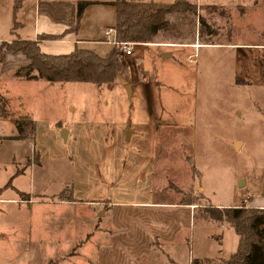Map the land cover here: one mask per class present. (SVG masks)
I'll use <instances>...</instances> for the list:
<instances>
[{
    "label": "rangeland",
    "instance_id": "rangeland-1",
    "mask_svg": "<svg viewBox=\"0 0 264 264\" xmlns=\"http://www.w3.org/2000/svg\"><path fill=\"white\" fill-rule=\"evenodd\" d=\"M11 2L6 1L4 7L5 38H14L10 31L18 33L11 28L15 12ZM187 2L195 3V14L188 7L167 14L172 27L149 41L180 44L174 56L160 60L159 51L170 47L135 42L132 58L119 53V66L111 83L53 82L46 87L39 81L29 86L18 83L7 87L5 95L1 90L0 101L6 111H26L25 105L31 111L35 151L43 161L38 177L53 178L57 182L53 187H60L66 175L61 168L56 171L51 162L71 156L75 190H81L83 177L91 175L93 159L100 160L111 177V185L101 183L102 195L111 186L113 195L116 192L117 198L125 199L148 185L150 191H156V181L163 180L166 188H173L176 199L194 201L197 207L193 237L188 238V249L185 245L179 255L185 260L189 250L195 257L207 253L228 258L235 251L237 236L228 223L207 217L205 211L263 199L264 0ZM98 7L87 5L86 14L102 9L109 15V8ZM110 13L114 16L113 8ZM198 16L211 30L210 35H205L206 29L198 24ZM28 31L27 26L21 35ZM106 38L110 40L111 33L100 40ZM196 42L212 46L196 49L189 61L187 57L194 50L187 44ZM225 43L237 45L221 46ZM87 48L100 56L109 51V46L101 44ZM136 59L143 69L139 76L134 75L135 69L131 72ZM129 83L137 89V95L129 96L124 90ZM20 94L24 97L19 106L7 99ZM63 127L64 131L70 129L67 138L61 137ZM153 140L154 155L159 158L154 169L157 175L139 169L142 165L130 164L131 158L142 161L151 155ZM27 146H19L25 150L24 155H28ZM8 154L16 155L17 151L14 144L5 142L0 146V167H12L6 161ZM52 183L37 181L35 188ZM156 196L154 193L151 198ZM0 209L9 219L16 217L13 207ZM19 238L21 235L0 239V264H35L27 241L13 243Z\"/></svg>",
    "mask_w": 264,
    "mask_h": 264
},
{
    "label": "crops",
    "instance_id": "crops-1",
    "mask_svg": "<svg viewBox=\"0 0 264 264\" xmlns=\"http://www.w3.org/2000/svg\"><path fill=\"white\" fill-rule=\"evenodd\" d=\"M6 1L8 3L10 0H0V44L16 39L33 41L37 43L41 53L49 55L67 54L75 47L92 50L87 48L92 44L107 45L109 49L113 45L112 31L110 40L100 39H103V35H108L105 34L107 30H112L115 11L113 16L110 10L112 8L114 10L111 2L115 0H12L11 3L14 4L12 8H15V12L12 13L11 28L18 29V33L10 31L14 38L3 36L6 26L4 15ZM82 1L87 2L88 6L109 8V15L102 9L86 14L88 10L86 5L76 22V5ZM126 1L170 3L172 0ZM27 26L29 31L22 36L21 32ZM229 43L221 46L237 45ZM151 44H157L153 46L158 48L170 47L159 51L160 60L174 56L173 51L180 45L166 41L146 43V45ZM195 44L199 45L196 49L201 46H212L198 42ZM187 45L191 47L193 43ZM163 53L168 55L162 57ZM260 58L259 56V60ZM28 63L29 61L21 53L5 54L4 52L0 62V84H2L0 91H3V95L7 92V87L18 83L29 86L39 81L45 87L48 86L46 83L52 85L51 82L42 79H25L14 75L17 69ZM135 67L131 70L132 72L135 69V76L143 73L137 59ZM125 86L129 88V96L137 95V89L131 83L124 85V90ZM23 97L20 94L15 99L14 97L7 99L14 102L13 106H19ZM3 109V113L0 109V146L5 142L12 143L16 147L17 154L6 155V161L12 167L7 169L6 166L0 167V207H13L16 217L9 219L0 209V239L10 240L9 237L21 235V238L13 243L27 241L31 248L29 253L33 256L35 264H223L228 259L210 257L207 253H199L195 257L189 250L185 260L179 255V252L183 254L185 245L188 249V238L193 237L197 207L194 201L184 202L176 199L177 195L173 188H166L163 180L156 181V191H150L147 184L148 186L143 190L133 189L131 195L125 199L117 198L116 192L113 195L111 186L106 188L105 194L102 195L101 183L104 182L105 187L111 185V177L107 175V168L105 166V169L103 168L100 160L93 159L90 162L93 165L91 175L83 177L85 182L81 190H75L74 159L67 156L51 162L56 171L61 168L62 174L66 175L60 187L54 188L53 185L57 182H54L53 178L38 177V170L42 169L43 161L35 151L32 138L35 122L29 117L31 111L26 105L24 110L27 112L6 111L5 103ZM21 118L27 119L25 121H30L33 125L32 134L24 138L18 137L17 127L14 124L16 119ZM60 129L65 130L64 127ZM69 134L70 129L67 127L64 137L67 138ZM151 142V155L142 161L131 158L130 164L142 165L139 169L145 170L149 175H157L154 169L159 158L154 155L153 150L156 142L155 140ZM22 143L28 145V155L23 154L25 150L21 151V147L19 149ZM56 164H60L59 167H56ZM155 175L152 178H155ZM37 181L53 183L50 187L42 185L43 187L36 189ZM154 193H157V196L151 198ZM245 205L264 209V196L255 204L245 203Z\"/></svg>",
    "mask_w": 264,
    "mask_h": 264
},
{
    "label": "trees",
    "instance_id": "trees-1",
    "mask_svg": "<svg viewBox=\"0 0 264 264\" xmlns=\"http://www.w3.org/2000/svg\"><path fill=\"white\" fill-rule=\"evenodd\" d=\"M87 4L85 1L77 3L76 22ZM111 4L115 11L112 27L114 42H149L156 33L172 27L170 21L166 19L167 14L182 12L185 7H188L190 12L193 9L191 13L195 14V3L186 0H172L170 3L115 0ZM197 21L202 29H206L205 35H210L211 30L204 25L200 16L197 17ZM3 48L9 52L21 53L29 61L27 65L14 72L15 76L42 79L51 83L85 82L95 85L111 83L115 78L120 58L119 46L115 44L104 56L78 47L67 54L49 55L41 53L36 42L16 39L0 44V62L4 57ZM3 105L0 101L2 113ZM14 124L20 138L27 137L33 132L30 121L16 119ZM208 209L210 211L207 209L205 211L207 217L227 222L237 236L235 251L223 264H264V209L243 204L237 207Z\"/></svg>",
    "mask_w": 264,
    "mask_h": 264
},
{
    "label": "built area",
    "instance_id": "built-area-1",
    "mask_svg": "<svg viewBox=\"0 0 264 264\" xmlns=\"http://www.w3.org/2000/svg\"><path fill=\"white\" fill-rule=\"evenodd\" d=\"M113 32V29L111 30V29H109V30H107L106 32H105V34H109L110 32ZM135 42H114L113 41V44H115V45H118L119 46V53L121 54V55H123V56H132L133 55V44H134ZM191 47L194 49V50H196V48L198 47L197 46V44H193V45H191ZM195 52L196 51H194V53H192L191 55H188V57H187V59L189 60V61H192L193 59V56L195 55Z\"/></svg>",
    "mask_w": 264,
    "mask_h": 264
},
{
    "label": "water",
    "instance_id": "water-1",
    "mask_svg": "<svg viewBox=\"0 0 264 264\" xmlns=\"http://www.w3.org/2000/svg\"><path fill=\"white\" fill-rule=\"evenodd\" d=\"M167 55H168L167 53H163V54H162V57H166ZM125 90H126L127 93H128V90H129L128 86H125ZM60 134H61V137L64 138L65 131L62 130Z\"/></svg>",
    "mask_w": 264,
    "mask_h": 264
}]
</instances>
